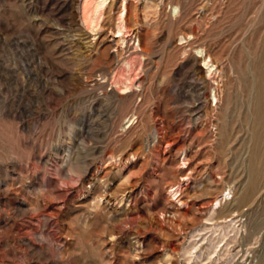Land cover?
I'll use <instances>...</instances> for the list:
<instances>
[{
    "label": "rangeland",
    "instance_id": "374dc122",
    "mask_svg": "<svg viewBox=\"0 0 264 264\" xmlns=\"http://www.w3.org/2000/svg\"><path fill=\"white\" fill-rule=\"evenodd\" d=\"M175 2L119 91L135 55L110 42L114 16L92 36L78 0H0V264H264V0Z\"/></svg>",
    "mask_w": 264,
    "mask_h": 264
},
{
    "label": "bare ground",
    "instance_id": "6f19581e",
    "mask_svg": "<svg viewBox=\"0 0 264 264\" xmlns=\"http://www.w3.org/2000/svg\"><path fill=\"white\" fill-rule=\"evenodd\" d=\"M152 1L151 0H78L79 22L82 28L85 29L87 33L90 32L93 34L92 36H95L96 34L99 33V30L103 28L102 23L104 19L107 16H114L115 18L114 19L115 23L113 26L114 29L111 32L113 39L110 40V42H113L116 39V44L118 43V47L125 49L129 47L130 49L133 50L135 57L133 58L129 57L126 60H124V62L121 65V68L118 71H115L112 77L113 79L112 85L116 87L118 86L119 91L120 90L130 91L134 86H136L137 82L134 79L135 76L133 75V73L135 72L136 69L141 68L143 64L141 58L147 52V49L143 41L144 40L147 41L148 38L151 36V32H152L151 30H154V28H156V25L159 22V17L161 16V12L163 11L162 13H164V15L167 17L168 23L171 25L178 22L181 19L180 4L175 2V0H161L159 4H155ZM167 8H169V12L165 14ZM201 10H203L202 6H201ZM130 22H133L132 26L130 25ZM205 25L207 26V24ZM140 31H144L142 36L140 38L139 37L137 38L136 35L132 39L134 32L137 33ZM178 41L180 43L179 44L180 46L183 44H190L191 41H195V37L191 35L180 36ZM196 55L200 59L199 62L202 63V68L199 69V72L202 73L203 76L208 80L215 77L217 73V67L212 62L211 58L205 53L204 49H198L196 51ZM254 70H255V75H254L255 98H254L253 110L251 112V115L255 123V128L258 130L261 128V126H264V47H263V53L261 54L257 62H255L254 64ZM218 73L220 72L218 71ZM213 98L215 100H218L215 93L213 95ZM131 118L132 115L128 117L126 124L131 123L132 121ZM225 130L226 129H224L223 133L225 132ZM150 137L152 138V141L150 142L151 144L157 138L156 131H154L150 135ZM262 157L263 156L261 155L260 159L258 160L259 162H261ZM261 176L259 174V171L256 170L254 180L259 181ZM255 189L256 187L253 186L251 189H249L247 194L251 195L255 191ZM179 192H180L179 185H173L169 189V193L172 197L177 196ZM230 197H231L230 189H228L227 192L223 190L221 192L220 197L214 198L212 203L210 204L211 213L214 212L217 207H221L222 202L229 201ZM179 203L180 205H185L180 201ZM234 212H235L234 209L231 210V213ZM215 249L216 246L213 247V250Z\"/></svg>",
    "mask_w": 264,
    "mask_h": 264
},
{
    "label": "water",
    "instance_id": "95a60500",
    "mask_svg": "<svg viewBox=\"0 0 264 264\" xmlns=\"http://www.w3.org/2000/svg\"><path fill=\"white\" fill-rule=\"evenodd\" d=\"M252 161H253V151H252L251 157H250V165L253 163Z\"/></svg>",
    "mask_w": 264,
    "mask_h": 264
}]
</instances>
